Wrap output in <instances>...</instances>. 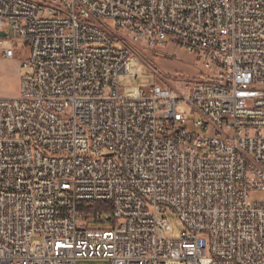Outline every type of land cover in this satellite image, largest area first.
Listing matches in <instances>:
<instances>
[{"label": "built area", "instance_id": "2783aa9c", "mask_svg": "<svg viewBox=\"0 0 264 264\" xmlns=\"http://www.w3.org/2000/svg\"><path fill=\"white\" fill-rule=\"evenodd\" d=\"M1 33L27 56L0 98V264H264V0H0ZM167 44L201 77L135 86L133 47Z\"/></svg>", "mask_w": 264, "mask_h": 264}, {"label": "rangeland", "instance_id": "374dc122", "mask_svg": "<svg viewBox=\"0 0 264 264\" xmlns=\"http://www.w3.org/2000/svg\"><path fill=\"white\" fill-rule=\"evenodd\" d=\"M20 49L18 55L13 60L0 58V98L13 99L20 94V74L24 73L21 68L22 63L27 56V47L18 44ZM134 52L139 60L141 74L136 80H133L135 86L143 87L149 91L154 87H168V84L175 89H180L181 81L197 80L202 73L196 66L194 58L185 50L175 44H167L163 47L147 50L139 47H133ZM152 70L155 73H152ZM131 81L128 78L121 83L123 92L126 90ZM251 201L264 200V193H254ZM171 225L172 236H176L183 231V227L178 218L172 214H167ZM105 225L104 229H109ZM34 241L39 238H34ZM78 264H108L105 261H82Z\"/></svg>", "mask_w": 264, "mask_h": 264}, {"label": "bare ground", "instance_id": "6f19581e", "mask_svg": "<svg viewBox=\"0 0 264 264\" xmlns=\"http://www.w3.org/2000/svg\"><path fill=\"white\" fill-rule=\"evenodd\" d=\"M138 45H145V37H137Z\"/></svg>", "mask_w": 264, "mask_h": 264}, {"label": "trees", "instance_id": "16d2710c", "mask_svg": "<svg viewBox=\"0 0 264 264\" xmlns=\"http://www.w3.org/2000/svg\"><path fill=\"white\" fill-rule=\"evenodd\" d=\"M95 209H101L102 205H94Z\"/></svg>", "mask_w": 264, "mask_h": 264}, {"label": "water", "instance_id": "95a60500", "mask_svg": "<svg viewBox=\"0 0 264 264\" xmlns=\"http://www.w3.org/2000/svg\"><path fill=\"white\" fill-rule=\"evenodd\" d=\"M0 36L4 37L5 35L3 33H1Z\"/></svg>", "mask_w": 264, "mask_h": 264}]
</instances>
